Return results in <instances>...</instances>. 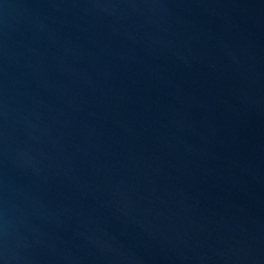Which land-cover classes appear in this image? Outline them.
Masks as SVG:
<instances>
[{"label": "water", "instance_id": "obj_1", "mask_svg": "<svg viewBox=\"0 0 264 264\" xmlns=\"http://www.w3.org/2000/svg\"><path fill=\"white\" fill-rule=\"evenodd\" d=\"M0 264H264V0H0Z\"/></svg>", "mask_w": 264, "mask_h": 264}]
</instances>
